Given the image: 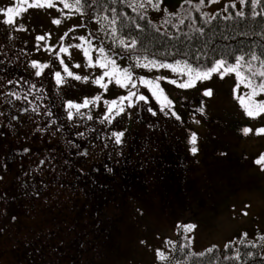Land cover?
Here are the masks:
<instances>
[{"label": "rangeland", "instance_id": "obj_1", "mask_svg": "<svg viewBox=\"0 0 264 264\" xmlns=\"http://www.w3.org/2000/svg\"><path fill=\"white\" fill-rule=\"evenodd\" d=\"M231 3L237 8H229L230 12L242 10L239 0H205L200 12L184 0H163L161 11L149 8L147 12L156 26L170 12L181 16L190 12L199 27L205 19L202 13L227 15L222 9ZM13 4L14 0H0V7ZM73 15L68 18L55 8H33L16 19L28 31L0 24V83L20 77L36 83L46 90L43 104L53 113L44 115L43 107L40 114L24 112L28 104L23 100L14 101L11 108L9 97L0 96L1 113L10 116L0 118V126L8 132L5 138L0 135V264H171L172 254L184 245L200 254L233 240L237 246L245 232L244 242H261L264 251L260 239L264 236V171L254 164L264 153V136L242 132L244 127L264 126V117L253 120L245 115L233 97L235 76L214 75L191 89L162 81L181 120L159 112L154 117L143 102L127 109L112 125L100 123L105 112L102 102L92 108V120L79 116L69 120L65 101L79 103L102 91L91 82L71 78L58 87L48 74L60 69L55 54L44 51L45 43L58 46L65 32V45L82 43L73 37L88 35L87 27L69 31L82 22ZM55 18L61 19V25L52 23ZM172 29L168 25L162 31ZM181 31H191L187 19ZM48 33L50 38L40 42L37 51L35 37ZM69 51L70 60L64 54L69 66L81 64L73 72L99 75V69L87 67L82 50ZM92 55L95 59L96 53ZM33 60L51 61L54 67L37 78L30 67ZM135 71L175 78L165 69ZM9 87L15 86L0 91ZM207 88L213 90L211 97L202 95ZM141 91L149 95L150 106L158 108L148 90ZM121 94L125 90L111 85L105 98ZM201 103L203 114L196 111ZM52 120L57 123L51 124ZM113 131L125 132L122 145L114 143ZM193 132L197 134L195 155L190 151ZM178 222L196 225L187 234L189 240L177 229ZM169 240L175 242V250ZM157 250L168 259L159 260Z\"/></svg>", "mask_w": 264, "mask_h": 264}, {"label": "snow or ice", "instance_id": "obj_2", "mask_svg": "<svg viewBox=\"0 0 264 264\" xmlns=\"http://www.w3.org/2000/svg\"><path fill=\"white\" fill-rule=\"evenodd\" d=\"M97 0H14L12 6L7 8L0 7V24L12 26L13 31H28L23 23L17 24L16 19H22V13L27 12L28 9H53L55 8L62 15H67L71 18V14L74 12L80 16L86 14V9L91 8L96 4ZM212 3L218 2V0H211ZM113 5L117 3H124L132 12L136 13L139 20L147 21V10L149 8L156 11H161V5L163 0H112ZM185 4L191 5L196 11L200 12L201 8L205 5V0H198V3L193 4L192 0H184ZM241 5L252 8V15L255 17L264 16V10L256 11L259 7L264 9V3L261 0H239ZM62 5V7H59ZM229 8L236 9L237 4L231 3L226 5L222 9L224 20H233L235 18H245L247 13L243 10H237L234 13L229 11ZM65 10H69L65 13ZM163 11H167L166 8ZM103 14L95 12L91 17L92 22L98 24L99 32L102 33L104 38H107L111 42L110 47L105 46V39L100 35H94L89 32L87 36L73 37L78 39L82 43L65 45L64 40L68 37V32H65L60 37V43L58 46L48 45L45 43L44 51L49 54L54 53V59L58 61L59 69L56 71H50V74L58 87L64 86L69 78L75 81H82L84 83L91 82L93 85L102 89L101 92L93 97H85L82 102L65 101V107L67 111V118L73 120L75 116H79L81 119L92 120L91 115L92 108H99L101 102L105 107V112L100 120V123L107 122L112 125L117 118L126 113L129 108H134L143 102L144 105H149L146 111L152 116H157L158 112L168 116L175 117L176 120H181L180 115L174 110V101L169 98L165 87L162 86V81L166 84L173 85L179 89H191L197 86V83L204 82L213 78L214 75L219 76L220 79H224L225 76L234 75L236 84L233 88V97L238 101L245 115L253 120L264 117V99L260 97L264 96V52L257 53L255 50L240 51L239 54L231 55H218L209 57L203 50H198V54L193 55L191 59H172L169 61L167 58L158 59L156 53L151 52L138 36L132 35L131 28H135L137 32L145 31V25H142L137 20L132 19L127 12L119 13L116 7H104L102 9ZM205 17L203 24L197 27L198 19L191 15L189 12L186 16H181L179 13H169L168 19H165L163 24L156 26L153 25L154 31L168 36L170 39H178L177 36L164 31L166 26L171 25L176 29L177 33L181 32L182 26L185 24V20L189 21V28L193 35L203 36L205 34V25L212 24L219 18L217 14L202 13ZM175 21V22H174ZM61 19L55 18L52 20L54 25H61ZM77 27L85 28L87 25L82 21L80 25L73 26L69 29L70 32H75ZM188 35L187 32L184 33ZM264 36V33H261ZM51 34L37 35L36 50L40 51V42H46L50 38ZM189 39H192L189 36ZM99 40V44H95V41ZM58 48V50H57ZM70 48L82 50L83 56L86 58L87 67L91 69H99L100 73L97 75L95 72L90 75H80L73 72L71 69H79L80 63H73L71 67L65 60L67 54L68 59H71ZM119 49L120 51H117ZM95 52L96 56L93 59L92 53ZM161 56H175L174 52H162ZM186 57L187 53H183ZM127 60L131 63L121 65L118 61ZM2 63V62H0ZM30 67L35 69V77L39 78L45 74L46 69H52L54 65L49 62H38L33 60L30 62ZM136 69H144L147 72L158 71L161 69L169 70L175 78L169 76H155L149 77L146 75H138ZM2 80V77H0ZM111 85H115L122 90H125L126 94H121L115 98L107 99L105 96L109 93ZM5 86L9 87L7 92L0 91V96L7 95L9 97L8 103H13L17 100H23L28 104V107L23 108L22 111L27 112L31 110L37 114H40V109H45L44 115L51 117L53 115L50 107L43 104L45 89L38 87L36 83H29L23 77L20 79H9L6 82L0 83V88ZM147 89L152 99L158 105V108H153L151 105L152 100L149 99V95H146L141 89ZM243 88V90H242ZM205 97H211L213 90L210 88L205 89L202 92ZM33 99H29V97ZM39 101L40 103H36ZM82 109H88L87 112L81 111ZM167 109V111H166ZM204 107L201 106L196 109L197 112L203 114ZM16 117H13L15 119ZM199 123V121H195ZM51 124H56V120L50 121ZM47 130V125L45 126ZM243 135L255 134L256 136H264V126L258 127L255 130L252 127H244L242 129ZM82 136L83 133H80ZM124 131L111 133V137L114 139L116 145L123 144ZM190 151L192 154L198 152L197 148V134L193 132L190 136ZM254 164L260 166V169L264 171V153H261L255 160ZM110 171V169H108ZM243 215H248L244 212ZM177 229L182 231L185 236V240H189L187 234L192 233L196 225L192 223L176 225ZM244 239H247L248 234L242 233ZM244 239H239V243H244ZM260 239L264 241V236ZM237 240L230 241L226 247H230L236 243ZM167 243L173 246L175 250V242L169 240ZM252 246H255L254 244ZM188 247V245H184ZM212 252L213 249H209ZM157 256L159 260L166 261L168 257L163 251L157 250ZM235 259H240L239 249Z\"/></svg>", "mask_w": 264, "mask_h": 264}, {"label": "trees", "instance_id": "obj_3", "mask_svg": "<svg viewBox=\"0 0 264 264\" xmlns=\"http://www.w3.org/2000/svg\"><path fill=\"white\" fill-rule=\"evenodd\" d=\"M261 2L264 3V0H261ZM104 7H116L119 13L127 12L132 19L145 25V31L137 32L135 28H131V33L138 36L151 52L156 53L158 59L167 58L169 61L176 58L191 59L193 55L198 54V50H203L209 57L239 54L240 51L249 50H255L257 53L264 52V36L261 35V33H264V16H253L250 5H243L241 7L247 13L245 18L237 17L226 21L223 19V15L218 13L219 18L216 21L205 25L206 31L203 36H199L198 34L193 35L191 31H187V36L184 35L185 32L181 31L177 33L175 29L169 31V33L177 36L178 39H170L166 35L156 33L153 28V25H155L154 20L149 17L148 12L147 21L139 20L136 13L132 12L126 4L117 3L113 5L112 0H97L96 4L86 9L84 16H80L74 12L73 14L87 25L88 33H93L92 26H94V34L104 38L102 33L99 32L100 26L92 22L91 19L95 12L103 14L102 9ZM262 10L264 9L259 7L256 9V11ZM189 36L192 39H189ZM104 39L105 46L110 47L111 42L107 38ZM162 52H174L176 55L174 57H164L160 55ZM183 53H187V56L185 57ZM253 244L255 246H252ZM178 248L179 246L176 247V249ZM209 249L198 254L189 250L188 247L182 246L172 254L174 256L170 258L171 264H264V251L262 250L261 243L258 242L238 243L237 246L232 244L230 247L225 246L220 249L211 247L213 249L212 252H209ZM237 249H239L240 254V259L238 260L235 259Z\"/></svg>", "mask_w": 264, "mask_h": 264}, {"label": "flooded vegetation", "instance_id": "obj_4", "mask_svg": "<svg viewBox=\"0 0 264 264\" xmlns=\"http://www.w3.org/2000/svg\"><path fill=\"white\" fill-rule=\"evenodd\" d=\"M9 106H11V108H13L14 107V104H10ZM1 107V106H0ZM10 108V107H9ZM3 109H4V107H1V111H0V118L4 121V119H7L6 117H5V115L9 118L10 116H9V114L8 113H5V112H3V113H1L2 111H3ZM11 112H12V109H11ZM1 128H0V135H1V137H3V138H5L6 136H7V134H8V132H6L5 131V129H4V127H2V126H0Z\"/></svg>", "mask_w": 264, "mask_h": 264}, {"label": "bare ground", "instance_id": "obj_5", "mask_svg": "<svg viewBox=\"0 0 264 264\" xmlns=\"http://www.w3.org/2000/svg\"><path fill=\"white\" fill-rule=\"evenodd\" d=\"M17 213L19 214V215H21V212H20V210L17 208Z\"/></svg>", "mask_w": 264, "mask_h": 264}]
</instances>
